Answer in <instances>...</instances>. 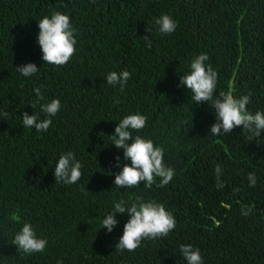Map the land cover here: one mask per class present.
<instances>
[{
  "label": "trees",
  "instance_id": "trees-1",
  "mask_svg": "<svg viewBox=\"0 0 264 264\" xmlns=\"http://www.w3.org/2000/svg\"><path fill=\"white\" fill-rule=\"evenodd\" d=\"M55 12L70 17L77 39L60 67L44 64L37 43L38 22ZM162 14L178 22L171 35L158 30ZM201 53L219 74L214 95L250 94L248 110L264 112V0H0V264H187L179 249L189 244L203 264H264V143L241 128L210 134L213 110L180 85ZM27 63L40 68L31 77L16 69ZM123 70L131 73L123 91L106 83ZM53 99L61 109L46 132L23 127V112L44 119L41 105ZM134 113L147 123L133 137L162 146L175 171L164 187L159 178L151 187L114 185L115 157L130 161L110 136ZM68 151L83 165L72 185L54 177ZM138 198L163 204L176 227L120 251L128 215L117 214L110 234L102 220L115 201ZM25 222L47 239L43 253L13 244Z\"/></svg>",
  "mask_w": 264,
  "mask_h": 264
},
{
  "label": "clouds",
  "instance_id": "clouds-1",
  "mask_svg": "<svg viewBox=\"0 0 264 264\" xmlns=\"http://www.w3.org/2000/svg\"><path fill=\"white\" fill-rule=\"evenodd\" d=\"M160 33L171 35L178 27V22L167 14H162L155 20ZM39 34L37 43L42 52V60L47 64L57 67L66 65L76 53L77 39L76 29L73 28L70 17L61 12H55L51 17L45 16L38 22ZM143 39L147 46H151L149 37ZM207 53H201L190 63V74L180 76V85L192 93L190 99L196 104H207L214 112L215 123L211 126L210 134L220 136L232 133L235 128L251 133L257 141L262 142L261 135L264 133V112H250L247 105L250 104L249 95L237 98L231 90L216 93L218 84V72L210 65ZM24 77L35 75L40 68L34 63H27L16 68ZM106 83L113 87H119L121 91L131 79V73L127 70L120 72L112 71L106 76ZM37 101L43 100V94L39 88L34 89ZM119 99L116 103H119ZM61 109L59 99L42 104L41 111L45 118L41 119L37 114L29 115L22 113L24 128H35L37 132H46L52 125L51 117L57 115ZM5 116L7 113L4 114ZM147 117L140 113L125 116L115 127L114 134L110 136L112 146L123 150L124 161L120 163V157H115L116 167L121 170L114 175V185L119 188L139 187L143 182L146 187L156 184L158 187L166 186L174 177L173 168L164 163V149L156 146L151 139H145L139 135L133 137V131L139 132L146 127ZM83 165L75 157V153L68 151L60 155L54 168L55 181L67 185L75 184L82 177ZM217 176L221 172L216 167ZM250 186L256 184V176L250 173L248 176ZM222 186V185H221ZM249 212L251 209L248 210ZM117 214H127L129 219L124 224L123 234L119 238L116 248L120 251H134L140 247L144 239H157L167 237L176 227L175 217L165 209V206L155 201L144 202L137 199L129 203L125 200L115 201L112 211L102 220L101 229H107L111 233L117 227ZM247 215L248 213H243ZM13 244L26 255L43 253L48 245L47 239L39 238L31 223L25 222L21 230L15 234ZM180 252L187 264H203L201 252L192 245H181Z\"/></svg>",
  "mask_w": 264,
  "mask_h": 264
}]
</instances>
